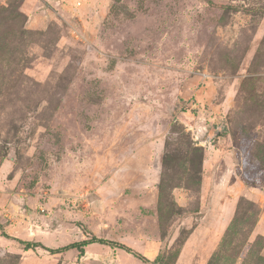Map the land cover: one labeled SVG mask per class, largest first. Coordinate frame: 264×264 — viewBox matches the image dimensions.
Instances as JSON below:
<instances>
[{"label": "rangeland", "instance_id": "obj_1", "mask_svg": "<svg viewBox=\"0 0 264 264\" xmlns=\"http://www.w3.org/2000/svg\"><path fill=\"white\" fill-rule=\"evenodd\" d=\"M0 264H264V0H0Z\"/></svg>", "mask_w": 264, "mask_h": 264}, {"label": "trees", "instance_id": "obj_2", "mask_svg": "<svg viewBox=\"0 0 264 264\" xmlns=\"http://www.w3.org/2000/svg\"><path fill=\"white\" fill-rule=\"evenodd\" d=\"M22 243L24 244V247L26 249H29V248H31L33 246H37L38 245V244H34L32 242H26V241H23ZM92 243L106 244V245H109L110 247H118V248L130 251L129 248L127 246H125L124 244H122V243H119V242H116V241H113V240L97 238L95 236H91V237H89L87 239H83V240H80V241H77V242L70 243L67 246L63 247V249L75 248V249H77L79 251H82L85 246H87L89 244H92Z\"/></svg>", "mask_w": 264, "mask_h": 264}]
</instances>
